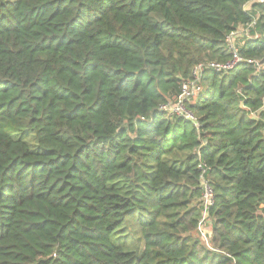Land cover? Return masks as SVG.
Here are the masks:
<instances>
[{
	"label": "trees",
	"instance_id": "obj_1",
	"mask_svg": "<svg viewBox=\"0 0 264 264\" xmlns=\"http://www.w3.org/2000/svg\"><path fill=\"white\" fill-rule=\"evenodd\" d=\"M263 205L264 1L0 0V264H264Z\"/></svg>",
	"mask_w": 264,
	"mask_h": 264
},
{
	"label": "built area",
	"instance_id": "obj_2",
	"mask_svg": "<svg viewBox=\"0 0 264 264\" xmlns=\"http://www.w3.org/2000/svg\"><path fill=\"white\" fill-rule=\"evenodd\" d=\"M264 1V0H256ZM247 6V5H246ZM255 25V20L249 22L246 25L239 26L235 31H232L226 37V42L231 53V58L226 61H205L194 66L192 70V77L183 82L182 90L173 101H169L161 106V109L171 113L182 116L193 122L194 125H198L196 116L189 110L188 103L195 98L203 89L202 76L205 70H213L216 72H227L235 68L240 62L248 61L256 66L257 70L261 69L260 62L253 59H245L239 53V38H251V29ZM213 189L207 180H204V209L203 217L199 222V231L202 238L207 242L208 246L212 248L209 242V235L211 228L208 225L207 212L209 205L213 202ZM216 251V248H212Z\"/></svg>",
	"mask_w": 264,
	"mask_h": 264
},
{
	"label": "rangeland",
	"instance_id": "obj_3",
	"mask_svg": "<svg viewBox=\"0 0 264 264\" xmlns=\"http://www.w3.org/2000/svg\"><path fill=\"white\" fill-rule=\"evenodd\" d=\"M249 4V3H248ZM242 41H244V38H239V43L240 42H242ZM27 140H29V141H31V140H33V136L32 135H30V137H28V138H26ZM264 206V205H263ZM209 225V224H208ZM129 229L133 232V233H135L137 230H138V226L136 225V224H134V223H130L129 224Z\"/></svg>",
	"mask_w": 264,
	"mask_h": 264
},
{
	"label": "crops",
	"instance_id": "obj_4",
	"mask_svg": "<svg viewBox=\"0 0 264 264\" xmlns=\"http://www.w3.org/2000/svg\"><path fill=\"white\" fill-rule=\"evenodd\" d=\"M251 5H252V2H249V4H247L246 8L249 9L251 7Z\"/></svg>",
	"mask_w": 264,
	"mask_h": 264
}]
</instances>
